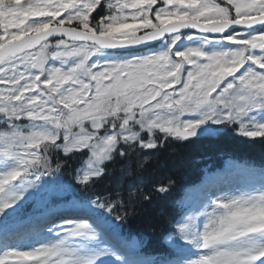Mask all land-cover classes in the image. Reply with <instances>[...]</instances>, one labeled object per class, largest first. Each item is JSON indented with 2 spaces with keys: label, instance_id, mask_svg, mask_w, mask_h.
<instances>
[{
  "label": "snow or ice",
  "instance_id": "6c2138e0",
  "mask_svg": "<svg viewBox=\"0 0 264 264\" xmlns=\"http://www.w3.org/2000/svg\"><path fill=\"white\" fill-rule=\"evenodd\" d=\"M219 125L264 139V0H0V264H140L112 243L105 212L124 207L126 180L168 138ZM83 150L78 184L104 179L117 158L121 175L109 196L57 215L50 157L58 170L57 154ZM136 194L151 199L129 183ZM30 201L39 231L25 244L7 226ZM174 223L179 251L164 264H264V181L210 192Z\"/></svg>",
  "mask_w": 264,
  "mask_h": 264
},
{
  "label": "trees",
  "instance_id": "16d2710c",
  "mask_svg": "<svg viewBox=\"0 0 264 264\" xmlns=\"http://www.w3.org/2000/svg\"><path fill=\"white\" fill-rule=\"evenodd\" d=\"M213 128H219L220 131L187 141L168 138L162 148L151 154L144 168L134 169V175L126 180L124 207L116 208L110 214L105 212L114 228L112 243L126 251L130 259L140 264L174 261L179 250L170 245L167 239L170 234L173 238L176 236L177 225L174 221L182 218L193 205H198L197 202L203 200L204 191L220 181L222 173L218 170L221 168L228 169L237 184H260L264 181V139L244 137L232 126L219 125ZM57 155L62 161L61 168L56 169L57 157L51 156L54 171L52 176L45 175L43 179L51 180L53 176H59L65 188L70 186L73 195L69 196L65 192L63 195L52 193L46 197L54 210L60 207L65 211L81 199L94 200L98 195L109 196L113 190L111 182L121 175V162L117 158L115 164L106 163L110 175L84 187L74 177L76 169L88 155L87 150L75 154L66 162L62 154ZM129 183L138 186L151 199L145 202L136 194L130 200L127 196ZM160 184L169 190L166 193L154 191V186ZM52 186L54 191L59 187L58 183ZM38 208L37 201H30L21 218L10 222L8 226L39 216ZM117 216L120 218L117 219Z\"/></svg>",
  "mask_w": 264,
  "mask_h": 264
},
{
  "label": "rangeland",
  "instance_id": "374dc122",
  "mask_svg": "<svg viewBox=\"0 0 264 264\" xmlns=\"http://www.w3.org/2000/svg\"><path fill=\"white\" fill-rule=\"evenodd\" d=\"M88 155H89V153H88ZM87 157H86V159H87ZM86 159L84 161H86ZM81 166H82V163H81L80 167ZM220 172L222 173V177H221L220 181H217L216 182L217 184H214L213 186L211 185L209 187V189L207 188V191H208L207 194L210 192H215L217 195H222L225 192H235L236 190H245L246 191L252 187V186L244 187L241 185H237L235 182V179L229 175L230 172L227 169H224V170L221 169ZM257 185L260 186V184H258V183L253 184V186L259 187ZM53 190H54V186L51 185L49 187V191H48L46 197H48L52 193ZM57 191H58V193H61L62 189L58 188ZM206 196H203V201L198 203L197 207H195V205H193L190 209H188L187 212L184 214V216L187 214H194L196 212V210L200 208V206L204 202ZM69 208H71V206L68 207L67 209H69ZM61 213H64V210L60 211V212L55 211V214H57V215H59ZM37 217L38 216L33 217V218L26 220V221L23 220L22 222H20L16 225H10L9 227H7V231L9 233V235L19 234V238H21L23 240V243H25V244L34 243L35 242V233H37L39 231V224L37 223ZM201 219H203V218H201ZM62 223H63L62 220L57 219L58 225H60ZM57 231L62 233L63 228L62 227L57 228ZM176 235H177V232H176ZM2 236H3V233L0 234V237H2ZM44 238L50 239L51 237L45 236ZM180 242L183 244V241H180ZM37 246H39V245H37Z\"/></svg>",
  "mask_w": 264,
  "mask_h": 264
}]
</instances>
